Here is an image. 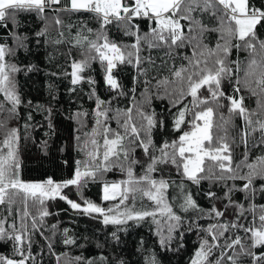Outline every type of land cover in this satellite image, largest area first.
<instances>
[{"label":"snow or ice","instance_id":"snow-or-ice-1","mask_svg":"<svg viewBox=\"0 0 264 264\" xmlns=\"http://www.w3.org/2000/svg\"><path fill=\"white\" fill-rule=\"evenodd\" d=\"M67 12L91 13L100 24L95 39L84 34L85 30L92 33L91 28L80 25L74 46L82 49V59L72 60L70 73L73 86L83 82L92 85L89 99L95 100L91 114L93 126L85 131L87 111H76L69 117L78 125L73 138L76 149L83 154V159L75 161L70 178L59 182L50 177L40 182L25 181L21 177V128L27 139L39 126L30 123L34 118L31 112L26 119L21 116L20 106L24 101L15 79L21 68L9 63L7 57L28 48V35L17 31L21 28L19 14H35L43 23L34 33L35 37L61 45L66 37L60 14ZM137 19H146L154 26L150 24L148 31L142 32L135 22ZM9 24L15 46L0 43V94L3 96L0 100V243L11 244L14 256L0 254V264H36L32 254L36 234L48 242V252L55 256L56 264H97L96 258L70 256L67 252L57 254L52 237L44 235L45 220L54 214L49 211L48 202L56 199L65 201L80 214L100 219L104 226H116L110 233L116 243L120 242L119 233L127 231L130 221L139 224L150 219L156 225L162 247L170 248L175 233L181 228L197 231L199 245L190 264H240L241 257H250L251 264H264V251L256 252L264 249V203H256L258 194L264 196V39L257 35V27H264V8L251 5L249 0H68L67 4L62 0H0V28L8 29ZM110 25L133 38V42L118 43L110 39L106 31ZM51 26L56 27L55 39L49 37ZM67 27L71 30L72 26ZM209 32L219 34L214 48L204 43ZM186 46L192 50L191 56L183 57L187 66L175 68L173 65L170 75L157 79L153 85L152 73L174 58L176 49ZM233 49L249 54L243 78L237 75L234 83L230 64H235L238 73L240 61H229ZM154 50L157 51L155 58ZM161 50L163 57L159 55ZM97 60L103 66L106 85L117 94L112 100L101 99L95 92V79L83 75L92 61ZM127 65L136 73L130 93L124 91L116 75L120 66ZM225 80L232 86L231 94L226 95L223 90ZM136 85L143 87L141 100L136 99ZM153 88L157 90V98L168 99L172 128L180 132L177 139L162 140L159 146L153 133L165 127V119L150 107L146 110ZM201 89L208 95H202ZM242 89L257 97L255 109L245 105ZM71 91L75 92L76 88ZM124 95H130L131 105L113 107V100ZM187 97L191 99L185 103ZM222 98L228 101L227 115L220 111L225 107L220 102ZM178 105L183 106L177 108ZM35 107L47 113L49 131L45 135H54L53 108L39 104ZM172 108L177 111L172 112ZM235 117H240L243 124L233 136L230 129ZM22 119V125L9 126L11 121ZM113 120L116 128L111 126ZM185 127L187 130H183ZM256 133L258 138L254 136ZM241 145L244 151L241 159L235 161L234 150ZM47 147L48 141H41V148ZM138 149L142 154L140 159L135 156ZM137 165L142 169L140 175L135 172ZM168 165L175 166L192 185L208 182L206 198L218 201L220 206L213 203L209 209L201 207L183 180L176 184L163 175L159 179L153 177V173L165 172ZM113 168L126 173V178L102 180L104 173ZM98 178L103 184L102 201H116L109 207L83 196V190ZM173 185L180 190V202L175 206L167 191ZM214 185L219 187L220 195L212 190ZM70 187L76 189L80 202L64 193ZM236 193H243V201L235 199ZM138 199H147L150 206L142 204L137 208ZM189 212L195 215L186 220L181 213ZM205 217L214 222L204 227L199 220ZM50 227L54 236L58 224ZM61 243L77 245L76 237L68 228L63 229ZM147 264H159V261L152 255Z\"/></svg>","mask_w":264,"mask_h":264},{"label":"trees","instance_id":"trees-1","mask_svg":"<svg viewBox=\"0 0 264 264\" xmlns=\"http://www.w3.org/2000/svg\"><path fill=\"white\" fill-rule=\"evenodd\" d=\"M250 4L264 8V0H249ZM62 3L67 4L68 0H62ZM54 15V13H49ZM61 18L64 21V28L66 42L61 45H53L46 43L47 38H37L34 33L43 27L42 21L35 15L29 13H21L18 15V20L21 22V28L17 31L26 33L29 37L27 43V50H17L15 56L7 57L9 63L16 64L21 71L15 74V79L18 85V90L21 94L24 103L20 106L21 116L26 119L27 113L33 114V120L30 122L33 125H38L35 130L31 131L29 138L25 139V133L21 128V145H20V157H21V177L25 181H42L47 178H52L55 181H62L70 178L73 173L75 161L83 159V154L80 153L75 147L74 135L75 129L78 127L74 119L69 117L76 111H87L89 116L86 117L87 128L89 130L93 126L92 112L95 109V100L89 99V93L92 89V85L83 82L79 85L73 86L71 84L72 72L71 62L72 60L82 59L80 53L81 48L74 46V37L77 32L80 31V25L84 24L87 28L93 30L92 33H88L86 30L85 35H88L90 39H95V33L100 28L99 21L94 18L91 13H75L67 12L61 13ZM140 25L142 32H147L149 25L154 26L152 22L146 19H137L135 21ZM208 23L207 20H205ZM183 23V22H182ZM71 25V30L67 26ZM210 26H214L210 25ZM13 31L12 25H8V29L0 28V43H6L10 47L15 46V41L11 36ZM110 39L115 40L118 43H132L133 38L125 36L122 31L118 30L115 25H110L106 29ZM257 35L260 39H264V27H257ZM49 37L51 39L57 38V31L55 26H51L49 29ZM219 34L216 32H209L205 34L204 43L210 48H214ZM39 40V42H37ZM235 43V42H234ZM176 55L174 58L169 59L168 63L161 66L152 75L153 85L156 80L170 75V70L173 65L175 68H179L181 65L187 66V60L183 57L191 56V46L184 48H178L175 50ZM159 55L163 57V50L159 51ZM157 56V51H153V57ZM249 54L243 50L237 51L233 49L229 57V61H240L239 72H236L235 64H230L233 69L234 83L236 76L243 78L247 68V62ZM157 65L160 64V60H156ZM31 69V70H28ZM55 73V75H52ZM135 69L131 65L120 66L116 73L119 81L123 85L124 91L130 93L131 88L134 86L135 81ZM85 77H92L96 81L95 92L101 98L105 100H112L116 96V92L110 90L104 81L103 66L99 61H92L90 67L83 73ZM51 86V88H50ZM75 87L76 91L72 92L71 89ZM224 92L227 94L232 93V86L227 80L222 82ZM156 89L153 88V96L150 105H146V110L150 107L154 109L158 115H163L165 119V127L160 131H154L153 138L159 146L162 140H174L180 135V132L175 131L172 128V117L168 114V109L171 107L168 99H160L155 95ZM143 87L136 85V99L141 100V93ZM201 93L207 96L208 93L201 89ZM160 94H163V90H160ZM241 95L245 97V105L249 109H255L257 107V97L250 95L246 89H242ZM55 97V98H53ZM191 97H187L184 101L187 103ZM0 100H3L2 94H0ZM28 101L32 104L29 105ZM225 105L220 111L227 115L228 101L221 99L220 101ZM43 105L45 107L53 108V124L55 125V134L45 135L49 130L47 128V113L38 110L35 106ZM131 105L130 95L119 96L113 100V107L126 108ZM183 105H178L177 108ZM177 108H172L171 111H177ZM190 118V116H189ZM24 119L17 121H11L10 127L20 126L23 124ZM243 121L240 117L234 118L233 127L230 132L233 136L237 135L239 128L242 126ZM111 126L116 128L115 121H111ZM183 130H187L185 127ZM255 138H258L259 134H254ZM250 138V143H251ZM47 140L48 147L46 150L41 148V141ZM237 143H239L237 139ZM244 151L243 146L236 147L234 150L233 158L235 161L241 159V153ZM259 154L258 152L256 153ZM141 152L138 149L135 156L140 159ZM67 161V163H65ZM135 172L137 175L142 173V169L139 165L136 166ZM170 181H175L179 184L181 180L187 185L189 191L197 199L198 204L205 208H211L215 203L217 207L220 206L218 201L209 200L206 198V193L209 189L208 182L204 181L199 186L192 185L180 175L175 169V166L168 165L165 172L153 173V177L159 179L161 176ZM126 178V173L121 172L119 168H113L111 171L104 173L102 180L117 181ZM240 183V182H238ZM257 182V186L259 185ZM102 182L101 178H98L96 182H91L83 190V196L86 199H90L97 204H103L105 207H109L116 201L105 202L102 201ZM213 191H216L218 195L221 194L219 187L214 185ZM168 198L174 204H178L180 190L173 185L168 190ZM64 193L69 196L70 199L80 202V195L76 189L70 187L64 190ZM176 197L177 199L173 200ZM235 199L243 201V193H236ZM256 203H264V196L258 194L256 197ZM131 206V201L128 202ZM150 206L147 199L136 201V207L140 208L141 205ZM49 211L54 213L45 220L44 231L45 236L52 237V243L55 252H67L70 256L82 255L85 258H96L97 264H119L122 260L124 264H147L150 256L155 255L159 264H190V259L194 254V251L199 245L197 231H185L181 228L175 233V239L172 241L171 247H162L159 243V236L156 233V225L151 220H145L139 224L129 222L127 231L119 233L120 242L116 243L112 241L110 233L116 230V226L109 225L104 226L100 219H93L87 215L78 213L63 200L56 199L48 202ZM31 211H35L31 209ZM185 219H189L195 214L192 212L181 213ZM214 221L205 217L200 219L199 223L204 227H207L209 223ZM58 224V230L53 236L50 225ZM68 228L71 235H74L77 239L76 246H65L61 243L63 239V229ZM243 235V232H241ZM34 244L32 248V254L36 257V264H56L55 256L50 254L47 249V241L39 234L34 236ZM79 245H83L80 247ZM181 245H183L181 247ZM43 249V252H41ZM264 249H256L259 254ZM0 254L13 257V249L11 244L0 243ZM231 254V253H229ZM106 257L107 259L102 261L99 258ZM18 258V257H16ZM240 264H251L250 257H241Z\"/></svg>","mask_w":264,"mask_h":264},{"label":"rangeland","instance_id":"rangeland-1","mask_svg":"<svg viewBox=\"0 0 264 264\" xmlns=\"http://www.w3.org/2000/svg\"><path fill=\"white\" fill-rule=\"evenodd\" d=\"M43 181V180H42ZM120 181V180H117ZM30 182H40V181H30ZM111 182V181H110ZM102 194H103V184H102V190H101Z\"/></svg>","mask_w":264,"mask_h":264}]
</instances>
